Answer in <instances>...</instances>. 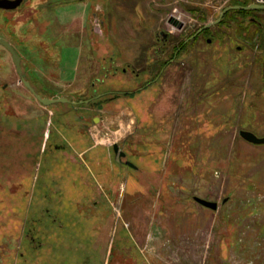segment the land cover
<instances>
[{"label": "rangeland", "instance_id": "1", "mask_svg": "<svg viewBox=\"0 0 264 264\" xmlns=\"http://www.w3.org/2000/svg\"><path fill=\"white\" fill-rule=\"evenodd\" d=\"M106 1L111 47L96 40L94 51L82 26L67 29L55 12L33 22L42 30L56 17L49 35L71 86L30 69L73 101L112 93L73 111L0 92V264H264V144L239 136H264V11L176 56L179 41L234 0ZM113 143L139 170L118 165Z\"/></svg>", "mask_w": 264, "mask_h": 264}, {"label": "flooded vegetation", "instance_id": "2", "mask_svg": "<svg viewBox=\"0 0 264 264\" xmlns=\"http://www.w3.org/2000/svg\"><path fill=\"white\" fill-rule=\"evenodd\" d=\"M40 1L38 3H35L36 0H0V40L5 41L8 43L11 48L14 50V52L19 57L21 72L23 75V80L20 79L16 67L13 62V55L10 53V51L2 44H0V92L3 94H17L19 92H26L30 95H33V91L35 94L39 96H44L43 98H53V99H66L64 101L65 103L68 102L69 106L72 108L73 111H77L79 107H85L89 110L90 107H94L97 100H100V98H105L108 96L109 91H104L100 94H98L95 89H91V87H87L88 90L91 89L92 93L90 94L89 98L86 99H78L73 101L72 99H68L66 97H62L63 94H60L62 91H60V86L58 87L55 83L53 84L50 79L45 80L44 78L40 77V75L34 71V69H30L31 65L39 64L40 68L45 74L48 73H55L57 76V79L60 81L61 84L69 85L71 86L75 79L72 80V82L66 83L62 80L63 73H60V66H61V50L63 49V46L61 44V41L55 38H52L49 33L52 32L53 28L57 25V23L61 22V24H65V27L67 29L76 28L79 26H82L83 31H86L88 33V36L91 38V48L94 50L95 42H96V34L94 31L95 23L97 20H100L99 12L97 10V5L95 2H92L90 0H37ZM40 3L39 6H36ZM42 3V4H41ZM85 4V10H86V24H80L81 23V17L75 18V21H66L64 18H60L61 14H64L65 11L68 9L71 11H75L78 13L80 10V7L82 4ZM55 12L54 15H56L58 21L56 20V17L52 14L48 16L46 19V24L42 30H39L38 27H41V25H36L35 20L37 22L42 23L43 21L40 20V16L42 12ZM20 16L24 17V21H20ZM39 16V17H37ZM54 16V19H52ZM78 16V15H77ZM57 21V23H56ZM44 23V22H43ZM22 27H21V26ZM217 26H220V22L218 24L212 25L210 28L202 29L200 32L197 33V31L202 28V26L194 29L184 41H187L190 37L196 35L191 39L188 40L191 41V43H194L198 37L200 39L204 40L207 43H211L212 37L217 38L219 37L220 32L218 30H215ZM20 28H22L20 31ZM214 30H213V29ZM24 38H23V36ZM212 35V36H211ZM37 38H40L41 40H38ZM169 37H167L168 39ZM42 43L45 46H39L40 43ZM165 41V40H162ZM180 41L177 43L176 48L179 46ZM26 44L28 46V50H26L23 45ZM25 46V45H24ZM107 46V45H106ZM77 47V46H74ZM108 47V46H107ZM106 47V48H107ZM25 49V51H23ZM95 51V50H94ZM97 52V51H96ZM113 58V56H110V59ZM157 63V61H156ZM41 70V71H42ZM125 72V70H123ZM11 73H15L17 75L16 81L11 80L12 77H8ZM62 76V77H61ZM96 78V77H95ZM94 78V79H95ZM25 82L28 83L29 86L25 85ZM151 82L149 81L144 86H149ZM21 86V87H20ZM33 90V91H32ZM74 89H72L73 91ZM74 92V91H73ZM72 93V92H71ZM116 95V94H115ZM97 98V99H96ZM81 101V102H79ZM57 103V102H56ZM48 105V107H53L54 104ZM47 107V106H46ZM84 119H90L91 121H95L99 117L96 115L88 114L87 117H82ZM114 144V143H113ZM112 144V145H113ZM118 144V143H117ZM49 146H53L57 149V145L55 141H49ZM119 145V144H118ZM63 147V146H62ZM120 147V145H119ZM121 149V147H120ZM122 150V149H121ZM125 153V156L121 158V160H118L116 157L115 152L112 148V156L115 157L118 161V165L124 168H130L134 170H139V168L133 164L128 157L127 152L122 150ZM111 159V158H110ZM130 162L133 166H129L126 164V162ZM112 162L114 164V160L112 159ZM113 167V166H112ZM122 170V169H120ZM119 176L121 174H118ZM113 185V183H112ZM111 186H109V189H111ZM194 199V197H193Z\"/></svg>", "mask_w": 264, "mask_h": 264}, {"label": "water", "instance_id": "3", "mask_svg": "<svg viewBox=\"0 0 264 264\" xmlns=\"http://www.w3.org/2000/svg\"><path fill=\"white\" fill-rule=\"evenodd\" d=\"M0 6H1V4H0ZM237 9H243V10H262V11H264V5H258V4H255V3H250V4L245 5V6H239V5H230V6H227V7H225L221 11V13L219 14V17L215 21L208 22V23L204 24L202 26V28H200L197 31V33L200 32L202 29H207V28H210L212 25L218 24L220 22L221 18L223 17V15L227 11H229V10H237ZM168 22L171 25H173L174 27H176L177 30H182L183 27H184L183 22L178 21L174 17H170V19H169ZM195 35H196V33H195ZM163 36L165 37L166 35L163 34ZM194 36L190 37L189 40H191ZM0 44L4 45L10 51V53L13 55V62H14V65L16 67L17 73H18L20 79L23 80V75H22V72H21V67H20V62H19V57L17 56V54L14 52V50L11 48V46L8 43H6L5 41L0 40ZM24 83H25L26 86H29L27 82L24 81ZM33 95L36 98V100L40 104H42L43 106H48V105L53 104V103H56V102L66 101V99H62V98H59V99L43 98V97L35 94L34 91H33ZM239 136L243 140H245L246 142L251 143V144H255V145L264 144V136L259 137V136L255 135L253 132L248 131V130H240L239 131ZM112 148H113V151L115 152L116 157L118 158V160H121V158L125 156V153L120 149V147H119V145L117 143H114L112 145ZM126 164H128L129 166H133L128 161L126 162ZM194 200L198 204H200L201 206L206 207V208H209L211 210H216L218 208V203L215 202V201L206 200V199H203V198H199L197 196L194 197Z\"/></svg>", "mask_w": 264, "mask_h": 264}, {"label": "crops", "instance_id": "4", "mask_svg": "<svg viewBox=\"0 0 264 264\" xmlns=\"http://www.w3.org/2000/svg\"><path fill=\"white\" fill-rule=\"evenodd\" d=\"M83 1H86V0H83ZM92 2H95L96 5H97V10L99 12V17H100V20H97L96 23H95V28H94V31L96 33V40H100L102 41L103 43H105L106 45H109V47L112 46V39H116L118 40L117 36L114 35L115 33V30L113 28V23L111 21V19L109 18V12L107 11V1L106 0H90ZM122 3H124V1L121 0ZM78 15V16H77ZM86 10H85V4L83 3L80 7V10L77 12L75 11H70L69 9L67 11H65L64 14H61L60 15V18H64L66 21H75V18L77 17H81V23L80 24H86ZM121 16H123V18L125 17L124 14H122ZM120 24V32L122 34V37H127L129 40H131L133 38V35L131 34L132 31L131 29L129 28V26L127 25V21L126 19L124 18L123 21L119 22ZM140 24V22H139ZM127 25V26H126ZM106 33V37L105 38H101L99 37L100 34H103V33ZM192 46V44L190 45ZM176 47V46H174ZM77 48L80 50V46H77ZM183 49H186L183 48ZM175 50V48H174ZM258 204L255 205V207L257 208V210H259Z\"/></svg>", "mask_w": 264, "mask_h": 264}, {"label": "trees", "instance_id": "5", "mask_svg": "<svg viewBox=\"0 0 264 264\" xmlns=\"http://www.w3.org/2000/svg\"><path fill=\"white\" fill-rule=\"evenodd\" d=\"M250 3H251V0H234V1H232L230 3V5L245 6V5H248ZM250 11H254V10H243V9L229 10L221 18L220 25H222L224 23H227L228 24V22H230V19L236 18L237 16L241 18V21L239 22L240 24L238 25L240 27L243 26V23L242 22H243V19H245V18H248L249 19V23H251V24L253 23L254 24L256 22L255 21H251L249 15H248ZM250 39H251V35H250L249 39L247 38V41H249ZM188 40L189 39H187V41L181 40L180 43H179V46L177 48L174 47L175 48L174 53H175L176 56L181 52V50L183 48H185L188 45H190V42L191 41L188 42ZM191 44H193V43H191ZM114 97H116V96L115 95L112 96V98H114Z\"/></svg>", "mask_w": 264, "mask_h": 264}, {"label": "built area", "instance_id": "6", "mask_svg": "<svg viewBox=\"0 0 264 264\" xmlns=\"http://www.w3.org/2000/svg\"><path fill=\"white\" fill-rule=\"evenodd\" d=\"M252 2L258 5H264V0H252Z\"/></svg>", "mask_w": 264, "mask_h": 264}]
</instances>
